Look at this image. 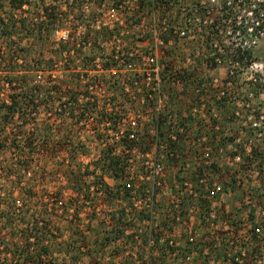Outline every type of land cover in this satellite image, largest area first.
<instances>
[{"label": "rangeland", "instance_id": "1", "mask_svg": "<svg viewBox=\"0 0 264 264\" xmlns=\"http://www.w3.org/2000/svg\"><path fill=\"white\" fill-rule=\"evenodd\" d=\"M17 1L0 0L3 23L10 24L7 20L11 13L14 14L12 19L19 23L14 28L11 26L12 29H21L18 20L22 18L27 25L39 21L40 18L34 15H40L44 6L53 8L57 14L52 16L51 25L50 21L47 22L48 30L35 32L33 37L16 40L15 36L6 38L0 35V53L5 57L0 58V105L3 99H7L8 105L9 94L16 91L8 88L1 73L23 72L24 68L19 64L22 60L34 63L42 59L43 66L36 63L38 70L31 74L33 82L43 87L36 92L31 108L19 103L22 108L11 114L5 106L0 107V126L4 127L9 143L13 144L15 139L19 146L17 149L15 145L0 148V264L130 263L132 257L129 261L125 259L119 240L127 235L134 250L135 233H120L124 228V216L116 230L120 234L117 240L119 246L114 244V248L105 247L103 251H98L100 234L106 227L99 222L100 218L110 219L114 212L123 211L125 201L116 197L113 205L110 204L111 210L102 208V201L96 199V190L86 188V183L93 186L101 178L99 159L103 149L107 148L110 154H114V147L126 149L127 146L110 140L109 133H104L105 128L97 134L85 131L84 137L80 138L77 135L79 130L72 123L62 124L70 127L68 131L76 130L70 132V146H65L64 138H55L59 132L52 133L45 125L46 113L50 111V118L56 119L58 115L54 112L71 91L79 99L73 105L84 107L93 119L117 108L111 113L112 117L127 123L132 116L130 113L138 108L142 114L140 124H144L143 121L148 119L146 112L150 110L149 115H155L153 95L149 102L145 98L149 90L144 87V80L145 73L154 67L150 65V53L154 48L152 39L159 34L169 39L156 55L161 92L167 95L163 112L174 115L176 121L184 126V132L175 133L179 138L175 147L179 159L164 158V191L157 198L160 204V209L156 210L157 219L162 222L165 217L171 221L166 208L177 197L176 188H172L173 182L180 185L185 180L195 187L196 175L204 172L208 181L221 183L223 190L207 200L199 193L193 199L181 189L186 209L183 219L196 231L197 241L209 231L214 232L216 227L214 235L217 238L211 243H215V247L207 255L200 253L198 248L192 253L186 251L184 257L180 255L178 264H211L212 260L214 264L216 261L232 264L230 259L234 253L240 251L244 256L246 249L240 243L252 245L249 232L255 234L254 230L260 228L259 235H264V29L249 50L251 60L247 61L251 65L245 63V67L239 68L229 62L227 53L231 46L242 44L247 35L242 31L240 34L226 32L231 31L230 25L222 21L220 25H213V21L221 15L217 9L220 6L223 8V0H174L169 8L162 5L161 0H26L29 4L23 5L20 11L10 4ZM110 8L115 10L110 12ZM238 8L237 5L231 10L235 12ZM66 11L69 16L62 13ZM244 24L240 25L241 29H244ZM1 28L2 25L0 31ZM165 28H169L170 33L164 34ZM63 32L66 42L59 40ZM83 36L90 38V44L83 41ZM92 38L97 44L92 43ZM18 44L27 49L19 57L20 62L15 58ZM72 47L74 52L70 53ZM77 49L82 57H79L81 54L75 56ZM129 52L135 56L129 57ZM212 58H218L219 62L208 61ZM49 59L52 60L51 70H47ZM66 59L71 61L70 66H66ZM209 62H213L214 66H210ZM103 64L110 66L105 70ZM162 69L163 79L160 75ZM214 78L218 80L214 82ZM253 78L256 81L252 82ZM76 82L80 86H76ZM85 82L87 86H97L86 90L93 97L91 103L85 100L86 96H82L87 88ZM204 84L206 91L200 90ZM53 85H58L59 89H50ZM137 86L142 89L139 93L135 90ZM124 87H128L129 91ZM215 87H220L224 94L217 93ZM202 103L205 105L202 106ZM112 104L115 105L113 108ZM143 106L147 108L143 109ZM105 117L111 119L108 114ZM254 121L257 126H252ZM54 125L58 126V123ZM15 129L21 130V134L13 136L11 130ZM1 133L0 140L4 136ZM145 134L140 133L136 142H128V147L136 145L149 149L152 144L147 142ZM192 137L203 138L204 144L209 147L211 159L207 164L195 155L197 149L190 148L188 139ZM41 149L45 151L40 152ZM235 152L242 154L237 163L231 158ZM177 165H181L180 172H176ZM6 167L10 168L8 173ZM104 176L109 185L114 184L111 176ZM85 192L89 195L87 201L85 196H80ZM99 207L103 209L101 213H98ZM210 213L215 217L213 227L204 222ZM33 224L46 227L48 232L45 229L38 234L42 238L38 244H20L26 227L30 228ZM133 227L143 230L145 222L139 219L125 230L133 231ZM31 231L28 229V232ZM140 234L144 236L143 232ZM247 235L248 238L245 237ZM180 239L184 243V233ZM45 246L48 247L47 253L42 252ZM30 247L34 249L33 253ZM251 247L248 246L250 250ZM157 252H150L154 260ZM225 254L231 255L230 258ZM185 257L188 259L185 260ZM242 257L238 259L239 264H244ZM150 261L153 264L177 262L176 259L166 261L161 256L156 261ZM254 264H264V251L256 254Z\"/></svg>", "mask_w": 264, "mask_h": 264}, {"label": "built area", "instance_id": "2", "mask_svg": "<svg viewBox=\"0 0 264 264\" xmlns=\"http://www.w3.org/2000/svg\"><path fill=\"white\" fill-rule=\"evenodd\" d=\"M151 1L153 2L155 0ZM263 1L264 0H223V8H221L220 6L217 9V11L220 12L221 15H218L217 19L213 21V25H220L222 21L230 25L231 31L227 30L226 32H237L240 34L242 31L244 35H247L246 40L242 44L239 43L235 47L231 46L228 49L229 52L227 53L229 56V62H233L234 64L239 66V68L245 67V63L251 65L250 61H247L251 60L249 56V50L251 51L252 46L256 43L257 36H259V34H261L264 29L258 28V23H260L261 21V16L264 20V14H261V11L262 13H264V7L260 11H258V13H256V11L260 8V3ZM237 5L239 6L237 11H232ZM113 10H115V8L109 9L110 12ZM98 11H100V9ZM205 12H209V9H205ZM254 14H259L258 18H256L257 16H255ZM242 22L246 24H244V29H241L240 26ZM239 29L241 30L239 31ZM56 32L58 33L59 31L56 30ZM60 35L62 36V39H59L60 42H66L67 38L65 37V33H60ZM152 43L154 44V48L152 49V53L154 54L150 53V60L152 62L150 65H153L154 67L150 71L145 73L144 87L149 90L147 92V96L149 99H152L151 94L153 95L152 108L154 109L155 113L154 117L149 115V110V112L145 113V116H148V119L143 121L144 124L141 125L140 119H142V114L141 111H138L137 108L134 112L130 113L132 116L127 123L119 122V119H117V117H112L111 111L109 113H105L104 116L100 115V117H98L99 119H93L92 115H89L84 107L80 108L78 106H74L71 103L64 102L60 104L57 111L54 112L58 115L56 119L55 117L50 118V111L46 113L47 124L45 123V125L49 126L50 132H59L58 135L55 134V138H64L65 146L68 147L70 146V144H68L70 143V132H75L76 130H79L77 132V135L80 138H83L85 131H90V133L92 134L95 132L97 134V132L99 133L100 131L104 130L103 128H105L104 133H109V135L111 136L110 140L117 143L119 141H122L123 139H126L128 142H136L139 139L140 133H147V142L152 144L149 149H145V147L136 145H133L132 147H126V149H120L118 146L113 148V153L120 157V160L123 163V170L120 171V174L118 176L120 182L119 197L122 198L123 201H125V203L123 204L125 218L123 220L128 224L133 222L137 223L139 221V218L143 217L144 219L141 221L145 222V228L143 230L141 228L137 230L133 227V231L131 229L124 231L125 234H130L132 232L135 233L133 236L134 250L131 249L132 247L124 245L123 247L126 248V250H124V255H132V264H153L150 261V252L158 251L157 253L162 255L161 257H165L166 261L176 259L177 262L174 261L172 264H178V262L181 260L180 250L192 253L195 249L198 248L197 250H200V253L207 255L210 254L212 248L215 247V243L211 244L213 242V239L217 238L215 237L216 235H214L216 229L215 227L214 232L209 231V235L206 234L203 238L198 237L201 240L197 241L196 237L198 235L196 234V231L193 229V227L187 225V223L183 219V214L185 213L186 209L183 207V195L181 189H183V191H185L187 195L193 199L196 198L197 193H199L202 197L210 200L217 193L221 192L223 190V187L221 183H218L215 180L208 181V178L205 176L204 172L196 175L197 185L195 187H192L189 182L185 180L180 185L173 182L172 188H176L175 196L177 197L171 200L166 208V212L168 213L172 222L169 220V218H166L165 222L163 221V223L157 221L155 205L158 202V196L163 194L164 191V189H162L164 188L162 185V180L165 177L164 158H170L171 160L179 159V154L175 149L176 141L179 138L175 133H183L184 126L180 121H176L174 115L169 112H163V107L165 106V103H167V95L161 92V80L159 77V66L157 64L158 61L156 55L157 52L160 51L159 49L164 41L159 35H156L152 39ZM218 50L219 48L215 49L216 52ZM72 52H74V47L70 49V53ZM128 55L129 57L135 56L130 52L128 53ZM115 57L117 58L118 56L115 55ZM211 60H217V62H219L218 58H212L208 61ZM64 62L67 63L66 66L68 64L70 66L71 64V61H68V59L64 60ZM209 65L214 66L213 62H209ZM230 73H232L231 69ZM217 80V78L213 79L214 82H216ZM252 80V82L256 81L255 78H253ZM93 87L97 88V86L95 85H89L88 89H91ZM101 87L103 88L102 85ZM101 87H99V89H101ZM206 88L207 87L204 84L200 88V90L206 91ZM219 88L220 87H215V89H217V93H221V95H223V91H221V89ZM124 89L126 91H129L128 87H124ZM135 90L137 93L142 91L139 86H137ZM69 105H71L72 110L68 109ZM201 105L204 106L205 104L202 103ZM146 108L147 106H143V109ZM114 110L118 109L115 108ZM70 111L71 114H69ZM106 114L110 115L111 119L105 117ZM55 122L58 123V126L54 125ZM71 123L74 124V128L76 130L68 131L70 127H64L67 124ZM62 124H64V126ZM257 125L258 124L255 121L252 123V126ZM148 126H151V128H148ZM161 127H165L166 129L161 130ZM144 129L145 131H143ZM52 136L54 135L52 134ZM188 141L191 149H197V152H194L195 155H199L201 160H203V163L207 164V161L211 159V153L209 147L204 144L203 138L192 137L189 138ZM43 151H45V149L40 150V152ZM55 152H57V150ZM66 154L67 152H65L64 155ZM247 154L249 155L248 152ZM241 155L242 154L240 152H235L231 155V158L235 163H237L240 161ZM175 168L176 172H180V170L182 169L181 165H177L175 166ZM96 174L98 173L96 172ZM100 174L101 172L99 173V175ZM102 179L106 181V176H104V174L102 175ZM107 184L109 185V183ZM95 189H97V187ZM97 194L100 195V191H97ZM80 196L83 195L80 194ZM58 203L61 205V201H58ZM69 210L70 212L72 211L71 208ZM214 218V214L210 213L208 217H205L204 222L213 227ZM254 231L255 234L259 236L260 228H256ZM142 232L145 235L144 244L141 237L142 235L140 234ZM155 232L159 233L157 241L153 236ZM183 233L186 238L184 243H182L180 239V236ZM245 237L248 238L249 235ZM29 250L33 253L32 250L34 249L30 247ZM139 251L145 253V256L143 258H139L138 256H136V254L138 255ZM187 259L188 257H185V260ZM211 264H214L213 260L211 261Z\"/></svg>", "mask_w": 264, "mask_h": 264}, {"label": "trees", "instance_id": "3", "mask_svg": "<svg viewBox=\"0 0 264 264\" xmlns=\"http://www.w3.org/2000/svg\"><path fill=\"white\" fill-rule=\"evenodd\" d=\"M40 1H43V0H40ZM161 2H162V5H164L167 8H169L170 2H174V0H161ZM10 4H11L12 8H14L17 11H20L21 8L23 7V5L29 4V3L26 0H18L17 2H11ZM2 6H3L2 3L0 2V8ZM263 7H264V1L260 3V8H259V10L256 11V13H258V11H260ZM26 10L27 9H25L24 12ZM41 12L42 13L40 15H39V13L34 15L35 18H40V20L35 22V23L31 22L30 24L27 25L25 23V18L19 19L20 21L18 20V22H20V24L22 25L21 29H12L11 26H13V28H14V26L16 24L19 25V23H17L15 19H12V17L14 16L13 13H11L9 15L8 20H7L8 22H10V24L9 23H3V19L0 17V25L3 26V28H1L2 30L0 31V35L4 36L6 38H10V36H15L17 38L16 40H18V39H23L24 37H27V36H32L33 37L36 34L35 32H38V31L41 32V30H44V29L48 30L47 28L49 27V25L52 24L51 23L52 22L51 18H53L52 16H54L57 13H56L55 10H53V8L51 10V8L47 7V6H44L42 8ZM62 13L63 14H68V16L70 15V13H68L67 11L66 12H62ZM261 14H264V13H262V11H261ZM254 15L257 16L256 18H258V16H259V14H254ZM42 17H43V19H41ZM48 21H50L49 25H47ZM258 25H259V27H258L259 29H263L264 28V20L262 19V16H261V21H260V23H258ZM169 31H170L169 28H165L164 34L170 33ZM159 36L162 38V40L165 43L169 42V39L167 37L162 36L160 34H159ZM96 37L97 36H95L94 38H96ZM88 39H90V38L83 36V41L84 42L88 43L89 42ZM92 43L97 44L96 43V39L92 38ZM89 44H90V42H89ZM26 50L27 49L24 46H19V44H18V48L15 51L17 53V55L15 57L17 62L18 61L20 62L21 59L19 57L22 56L23 53L26 52ZM64 52H66V50ZM78 54H81V53L77 49L76 50V56H79ZM79 57H82V54ZM0 58H4L5 59L4 55H1V53H0ZM51 62H52V60L49 59L48 60V68H47V70H51L52 69V63ZM34 63L33 62L29 63L28 61H26V63H25L24 60H22L19 64L24 68L23 72L16 71V72H13V73H7V72L1 73V74H3V78L6 80L4 82H6L5 84L8 86V88L16 90V91H14V93L9 94L8 100H9L10 103L8 105L6 104L7 99H3V102L0 105V107L5 106L11 112V114L13 112H16L19 108H22V107L18 106L19 103L22 104L23 106H26L27 108L28 107L31 108V106L34 104V99H35L34 96H35L36 92L39 90V88H43V87H40V86L36 85L33 82V79H32L33 75H31L32 73L35 74L37 72V70H38L37 69L38 65L36 63H38L40 67H43L41 65L42 64V59L41 60L37 59V61L34 62ZM102 66L106 70L107 68H109L110 65L106 64L104 66V64H103ZM111 67H112V65H111ZM66 69H67V67H66ZM17 72H18V74H17ZM163 72H164V70L162 69L161 74H160L162 76V79L165 78L164 75H163ZM84 84H86L87 88L84 89L85 92H84V94H82V96H86L87 99H85V100H87V102L91 103L90 99L93 98V97H90L91 96L90 93L88 91H86V90H88L87 83L85 82ZM77 85L80 86V83L76 82V86ZM58 87H59L58 85H53L52 87H50V89H53V90L57 91L59 89ZM50 89H48V90H50ZM108 92H111V91H108ZM112 94H113V92H112ZM145 98L147 99V101L149 100L147 94H145ZM78 101H79V99L75 98V96H73L71 91H70L69 97H67V99L65 100L66 103H71V104L77 103ZM150 104H151V102H150ZM112 105H113L112 106V108H113L115 105L114 104H112ZM68 109L72 110L71 105L68 106ZM111 110H112V112L114 111V109H111ZM4 120L6 121L7 119H4ZM165 129H166L165 127H161V130H165ZM3 130H4V127L0 126V133L2 132L3 135H4V136L2 135L3 137H1V140H0V148L4 149V148H7V147H9L11 145H15L16 146L15 148L17 149L19 146L16 145V143H15L16 140L13 138L14 139L13 140V144L9 143L8 135L4 134L5 131H3ZM48 130H49V128H48ZM11 131L14 134L13 136H17V135L21 134V130H16L15 129V130H11ZM37 134H38V132H37ZM32 135H34V133ZM145 135L147 136V133ZM30 137H29V139H30ZM31 139H32V137H31ZM119 142L122 143V145H124V146H127V147L129 146L127 144L128 141L126 139H123L122 141H119ZM29 147L30 146H28L27 148L29 149ZM103 151H104V153L102 154V156H100V159H99L100 161L97 159L100 162V167L99 168L101 170L100 171L101 172V174H100L101 178L99 179L98 183H95L93 186L86 183V188L88 190V189H90V187H93L94 190H96V192L100 191V195L97 194L96 195L97 196L96 199H100L102 201V208L104 206V207L110 209V204L113 205L112 201L114 200V198H116L117 196L119 197L120 182H118V180H119L118 176L120 174V171L123 170V163L121 162L120 157H118L115 154H110L108 152L109 150H107V148L103 149ZM105 151H107L106 152L107 154L105 153ZM113 151H114V149H113ZM6 170H7L6 172L8 173L10 171V168L6 167ZM94 172L95 171H91V173H94ZM103 174H108L109 177L111 176L114 179V181H115L114 184L109 186L106 183V181L102 179V175ZM96 187H97V189H95ZM81 189L84 190V187H82V185H81ZM87 190H85V191H87ZM83 196H85V200L87 201V199L89 198V195L86 194V192H85V194L83 193ZM74 201H75V199H74ZM90 201H93V199H90ZM73 204H75V202H73ZM100 207H99L98 213L99 212L101 213V210H103V209H100ZM155 208H156V210L160 209V204L158 202L155 205ZM158 212L160 214V211H158ZM116 213L114 212L113 215L110 216V219L109 218H104V219L100 218V220H99V222L102 225H106V227L104 228L103 233L100 234V238L101 239H100V245H99V248H98L99 252L103 251L105 247H106V249L110 248L111 246H112L111 248H114V244H116L115 246H119V245H117L118 244L117 240H118V238H119L118 236L120 234L117 233L116 230H117L118 223L119 224L122 223L121 217L124 216V210L116 212ZM115 214H116V216H115ZM161 218H162V215H161ZM139 219L143 220L144 218L140 217ZM165 220H166V218L163 219L164 222H165ZM157 221H159V220L157 219ZM163 221L161 223H163ZM123 224H124V228H123V230L122 229L120 230L121 234L124 233L125 228L129 225L124 220H123ZM28 229L32 230V231L28 232ZM45 229H46V227L36 226V224L31 225L30 228L26 227L24 235L22 237L23 238L22 241L23 240L24 241L23 242L21 241L20 244H25V246L30 245L32 242H35V244H38L39 240H42V238L39 237L38 234L41 233V232H45ZM46 231H47V229H46ZM249 233H250L252 245H249V243L248 244L240 243V245L243 248L245 247V249H246L244 256L240 254V251H238V253H236V254L234 253L232 256L231 255L226 256V254L224 255L225 257H228V258H230V256L232 257L230 259L232 264H239L238 259L240 260L242 256H243L242 259L244 261V264H254V260H255L256 254L260 253V252L263 253V251H264V235L257 236L252 231L249 232ZM153 236H154V239L157 241L158 237H159V233L155 232L153 234ZM121 237L122 238H120L119 242H122L121 243V245H122L121 247L123 248V251H124V250H126V248L123 247V246L126 245L128 247H131L132 246V241H131L130 237H127V235L125 237L124 236H121ZM142 241H143V244H144L145 243V235L142 237ZM133 245H134V243H133ZM248 246H252L251 250L248 248ZM261 247H263L262 251H261ZM42 248H43L42 252H46L47 253V251H48L47 248L48 247L45 246V247H42ZM98 255H101V254H98ZM180 255L182 257H184L186 255V252L185 251H181ZM137 256L139 258L140 257L143 258L145 256V253H143L142 251H139ZM160 256H162V255H160L159 253L156 254V259L154 260L152 258V256L150 255V259H152L153 261H156L157 259H160ZM131 257H132L131 255H127L125 257V259L129 261V258H131ZM132 261L133 260L131 258L129 264H132ZM202 264H205V263H202ZM215 264H219L218 261H216Z\"/></svg>", "mask_w": 264, "mask_h": 264}]
</instances>
